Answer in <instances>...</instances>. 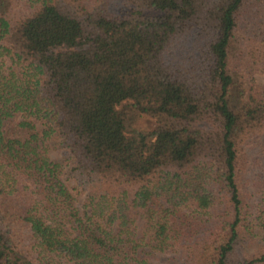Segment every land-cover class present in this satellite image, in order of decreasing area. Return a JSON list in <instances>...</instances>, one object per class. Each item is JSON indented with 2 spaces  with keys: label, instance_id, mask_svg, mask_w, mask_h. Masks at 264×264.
I'll list each match as a JSON object with an SVG mask.
<instances>
[{
  "label": "trees",
  "instance_id": "16d2710c",
  "mask_svg": "<svg viewBox=\"0 0 264 264\" xmlns=\"http://www.w3.org/2000/svg\"><path fill=\"white\" fill-rule=\"evenodd\" d=\"M261 66L264 0H0V264H264Z\"/></svg>",
  "mask_w": 264,
  "mask_h": 264
},
{
  "label": "rangeland",
  "instance_id": "374dc122",
  "mask_svg": "<svg viewBox=\"0 0 264 264\" xmlns=\"http://www.w3.org/2000/svg\"><path fill=\"white\" fill-rule=\"evenodd\" d=\"M255 79L256 81L261 84L264 85V66L259 67L258 72L255 73ZM142 124L148 127H152L154 125L153 120H151L150 118L147 117H143L142 118ZM63 156V152L60 148H55L51 151V157L53 159H61ZM66 182L70 185V186H75V183L72 179L68 178V176L66 175ZM75 192L77 193V201H78V205L81 208V206L83 205V200H84V194L80 191L79 188L75 189Z\"/></svg>",
  "mask_w": 264,
  "mask_h": 264
}]
</instances>
